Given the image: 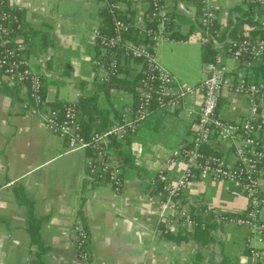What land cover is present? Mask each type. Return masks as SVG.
I'll return each instance as SVG.
<instances>
[{"label":"crops","instance_id":"obj_1","mask_svg":"<svg viewBox=\"0 0 264 264\" xmlns=\"http://www.w3.org/2000/svg\"><path fill=\"white\" fill-rule=\"evenodd\" d=\"M0 1L23 21V30L16 36L33 70L43 76L48 108L76 103L84 132L90 135L120 123L125 106H136L137 95L110 86L112 82L95 67L101 50L92 36L104 27L99 0ZM117 1L119 14L133 19L128 3ZM164 2L171 12L172 37L177 40L164 44L198 42L201 56L200 7L188 2L183 12L178 0ZM242 11H248V4L241 0H220V31L233 29L230 23H237ZM254 26L245 27L251 32ZM156 54L179 81H190L169 56L159 57L157 50ZM226 62L233 66L228 57ZM122 68L118 80L132 85L141 76L139 61L125 59ZM205 77L203 71L200 83L191 86L196 90L194 97L181 107L153 110L135 133L119 141L123 158L110 147L111 163L123 171V186L116 193L108 181L86 177L87 162L100 163V159L91 151H69L66 139L31 115L28 87L0 73V264H243L244 229L219 227L212 220L208 232L213 241L208 244L195 241L194 232L181 228L168 231V236L156 235L160 223L166 222L161 198L150 190L158 179L164 184L176 182L185 169L183 160L171 162L172 155L193 142ZM64 88L67 92H60ZM55 89V100L50 102L48 93ZM136 92L139 95V89ZM84 99L89 100L85 107ZM189 108L194 110L191 116ZM218 113L227 121H242L248 115V100L225 89ZM210 147L212 152L229 153L216 141ZM236 192L235 185L197 179L184 192L183 205L190 214L203 209L239 216L248 203ZM79 222L89 232V261L80 258L74 244ZM34 234L39 241L35 242Z\"/></svg>","mask_w":264,"mask_h":264},{"label":"built area","instance_id":"obj_2","mask_svg":"<svg viewBox=\"0 0 264 264\" xmlns=\"http://www.w3.org/2000/svg\"><path fill=\"white\" fill-rule=\"evenodd\" d=\"M134 18L119 17L117 0H99L102 9L112 19V32L101 28L94 30L92 40L98 44L101 56L95 67L110 80L120 77L125 59L139 61L142 66L140 88L135 107L125 106L120 123L86 135L79 118L76 103L66 104L62 110L47 107L43 76L31 67L25 55L23 42L17 33L23 30V21L13 15L0 1V71L12 83L27 86L30 93V113L41 119L45 127L66 139L69 151H91L100 163L89 160L86 177L90 181H108L116 193L123 186L122 167L111 163L110 147L114 140H124L135 133L150 116L152 110L167 111L181 107L193 98L195 88L179 81L157 58L159 45L177 42L172 37L171 12L164 0H124ZM193 0H178V8L187 12L186 4ZM220 0H199L201 11L200 31L202 42L213 44L218 53L215 61L204 65L206 75L202 85L203 99L198 112L197 131L190 146L181 148L172 155L171 162L183 160L185 169L176 182L165 183L162 202V219L156 229L158 237L168 231L184 229L194 232L198 227L207 230L205 217L212 215L213 222L220 226H233L247 232L246 254L243 264H264V78L251 80L249 72L264 65V0H241L257 5V13L251 22L255 35L233 40H222L217 27V7ZM146 36L145 41H132L126 36L132 32ZM224 49V53L221 52ZM227 57L233 63L229 66ZM233 95H242L248 100V115L238 122L227 121L218 113L224 90ZM194 110H188V115ZM213 141L227 148L229 153L208 152ZM223 145V146H222ZM197 179H212L237 186L239 195L248 203L246 211L239 216H230L215 211L201 210V225L187 212L183 195L190 183ZM165 224V225H164ZM90 236L79 222L74 228V244L83 261H89Z\"/></svg>","mask_w":264,"mask_h":264},{"label":"trees","instance_id":"obj_3","mask_svg":"<svg viewBox=\"0 0 264 264\" xmlns=\"http://www.w3.org/2000/svg\"><path fill=\"white\" fill-rule=\"evenodd\" d=\"M193 1L198 5V7H201L199 0H193ZM9 10L12 12L13 15L17 16L18 18H20L19 15L16 12H14L11 9H9ZM257 11H258L257 5L249 4L248 5V11H246V12L242 11L243 12L242 13V17L237 19V23H233V22L230 23V25L234 26L233 29L229 30V27H228V29H226L225 31H220L219 27H216V31H218V34L220 35V38L222 40H225V39H227V36H229L230 39L238 40V39H243V38L247 37L248 35H255L256 33L254 31H251V32L247 31L245 26L247 24L254 26V24L249 19H246V17L255 15L257 13ZM103 13H104V27H103L102 30L105 33H111L112 32V19H111V16L106 11H104ZM119 17L121 19H126V18H123L120 14H119ZM126 39H129V40H132V41H135V42L145 41L146 40V36H143V35L140 36L138 32H134L133 31L130 35L126 36ZM0 51H1V49H0ZM217 53H218V50L215 49L213 44H206V43L202 44V46H201L202 65L204 66V65H206V64H208L210 62L215 61V57H216ZM122 71H123V68H122ZM0 73H2V72L0 71ZM251 78L254 81H258L260 79H263L264 78V65H259V66H256L255 68H253V70L251 71ZM108 83H111L110 86H112V87L123 88L124 90H131L134 93V95L138 96V92H136V90L140 88V76H139L138 80L135 81V83H133L132 85L128 84L126 81L118 80L116 77L111 78ZM87 101H89V100H87V99L83 100L84 107H85V105H88V104H85ZM54 109L62 110V108L60 109V108H57V107H54ZM153 110H157V108H154ZM153 110H152V112H153ZM97 112L102 114V112H100L98 110H97ZM79 118H80V115H79ZM111 148L115 149L116 153L119 155V158H123L124 157L122 152H121L122 151L121 150V148H122L121 142H119L117 140L112 141ZM206 151L212 152V150L209 149V148L208 149L206 148ZM163 186H164L163 181L161 179H158L156 181L155 185H153L151 187L150 193L151 194L163 193ZM193 217H196V220L201 225V222H202L201 210H199L198 212H194L193 213ZM204 219L206 221L205 224L207 225V230L206 229L203 230L201 226L198 227L194 231V237L193 238H194L195 241H198V242L202 241V242H205L204 244H208V243L213 241V239L210 237L208 231L210 230V227L212 226L211 221L214 219V217L212 215H209V218L205 217ZM165 235L168 236V234H165ZM34 240H35V242L39 241L38 234H34Z\"/></svg>","mask_w":264,"mask_h":264},{"label":"rangeland","instance_id":"obj_4","mask_svg":"<svg viewBox=\"0 0 264 264\" xmlns=\"http://www.w3.org/2000/svg\"><path fill=\"white\" fill-rule=\"evenodd\" d=\"M173 50L172 53L169 51ZM157 53L161 56H169L173 64H175L183 73L190 76V81L184 80L190 86L200 83L203 78V66L201 63L200 46L198 42H192L189 45L179 44H163L157 49ZM67 92V89H61L60 92Z\"/></svg>","mask_w":264,"mask_h":264},{"label":"water","instance_id":"obj_5","mask_svg":"<svg viewBox=\"0 0 264 264\" xmlns=\"http://www.w3.org/2000/svg\"><path fill=\"white\" fill-rule=\"evenodd\" d=\"M56 94H57V90L56 89L52 90V91H49V93H48V101L54 102Z\"/></svg>","mask_w":264,"mask_h":264}]
</instances>
